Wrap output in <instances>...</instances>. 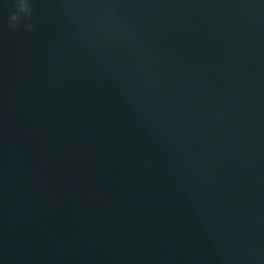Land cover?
Here are the masks:
<instances>
[{"label":"water","instance_id":"95a60500","mask_svg":"<svg viewBox=\"0 0 264 264\" xmlns=\"http://www.w3.org/2000/svg\"><path fill=\"white\" fill-rule=\"evenodd\" d=\"M0 0V264H264V0Z\"/></svg>","mask_w":264,"mask_h":264},{"label":"clouds","instance_id":"9594fccd","mask_svg":"<svg viewBox=\"0 0 264 264\" xmlns=\"http://www.w3.org/2000/svg\"><path fill=\"white\" fill-rule=\"evenodd\" d=\"M15 11L11 17L10 27H17L21 21L31 19V7L28 0H14Z\"/></svg>","mask_w":264,"mask_h":264}]
</instances>
